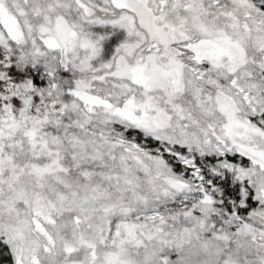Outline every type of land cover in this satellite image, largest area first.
<instances>
[{
	"label": "snow or ice",
	"instance_id": "obj_1",
	"mask_svg": "<svg viewBox=\"0 0 264 264\" xmlns=\"http://www.w3.org/2000/svg\"><path fill=\"white\" fill-rule=\"evenodd\" d=\"M0 264H264V0H0Z\"/></svg>",
	"mask_w": 264,
	"mask_h": 264
}]
</instances>
